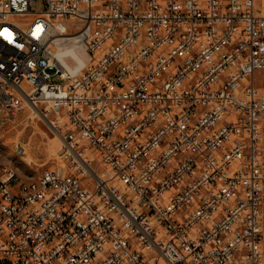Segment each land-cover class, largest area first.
<instances>
[{
    "label": "built area",
    "instance_id": "1",
    "mask_svg": "<svg viewBox=\"0 0 264 264\" xmlns=\"http://www.w3.org/2000/svg\"><path fill=\"white\" fill-rule=\"evenodd\" d=\"M260 70L264 0H0V112L66 120L0 168V264H264Z\"/></svg>",
    "mask_w": 264,
    "mask_h": 264
},
{
    "label": "rangeland",
    "instance_id": "2",
    "mask_svg": "<svg viewBox=\"0 0 264 264\" xmlns=\"http://www.w3.org/2000/svg\"><path fill=\"white\" fill-rule=\"evenodd\" d=\"M42 10L43 5L39 1L31 5V11L40 12ZM77 49V54L82 56V51ZM67 59L70 64L74 62L71 56ZM51 81L65 82L56 75ZM253 82L255 87L264 94V70L254 73ZM58 117L52 113L48 115V119L55 121L57 118L60 122L59 127L52 128L39 121L30 111L18 112L13 119L0 112V168L3 166L14 168L22 180L37 178L45 169L56 170L61 162L57 157V152H55L56 155L54 154V131L61 134L66 129L65 118L63 119L62 114Z\"/></svg>",
    "mask_w": 264,
    "mask_h": 264
},
{
    "label": "bare ground",
    "instance_id": "3",
    "mask_svg": "<svg viewBox=\"0 0 264 264\" xmlns=\"http://www.w3.org/2000/svg\"><path fill=\"white\" fill-rule=\"evenodd\" d=\"M81 49L80 45L76 42H71V43H65L64 45H58L57 46V51H56V57L58 58L59 61L62 62V65L73 75L75 73H78L81 68L84 66L85 64V55L82 52V56H80L79 54H77L78 52H76V49ZM77 49V50H78ZM71 56L74 58V62L73 63H68V59L67 57ZM25 111H30L32 113H34L36 115V117L39 119V121H41L42 123H44L45 125H48L50 127H55L53 121L51 119H48V115L43 114L39 111V109H36L34 107L28 106L25 108ZM62 112H58V116L61 115ZM63 119L65 118V116L62 114ZM36 123V122H35ZM54 144H55V152H57V150L60 148L61 146V141H60V136H59V132L58 131H54ZM20 153V152H17ZM56 155V154H55ZM54 155V156H55ZM1 168H9V166H3ZM12 177L13 178H20L18 176V174L16 173L15 169L12 170Z\"/></svg>",
    "mask_w": 264,
    "mask_h": 264
}]
</instances>
